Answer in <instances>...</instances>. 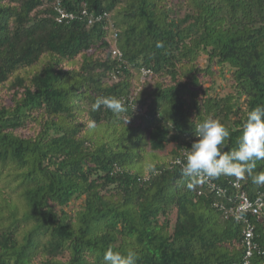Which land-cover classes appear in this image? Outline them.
<instances>
[{
	"label": "trees",
	"instance_id": "16d2710c",
	"mask_svg": "<svg viewBox=\"0 0 264 264\" xmlns=\"http://www.w3.org/2000/svg\"><path fill=\"white\" fill-rule=\"evenodd\" d=\"M57 1L0 0V264H104L109 247L138 264L241 263L246 224L206 183L189 190L175 160L209 116L235 149L247 112L264 105V0H60L76 14L63 22ZM215 64L232 73L225 95L204 87ZM97 97L126 110L93 112ZM171 144L145 174L147 154ZM235 180L213 181L234 193ZM249 218L264 248V217Z\"/></svg>",
	"mask_w": 264,
	"mask_h": 264
},
{
	"label": "clouds",
	"instance_id": "9594fccd",
	"mask_svg": "<svg viewBox=\"0 0 264 264\" xmlns=\"http://www.w3.org/2000/svg\"><path fill=\"white\" fill-rule=\"evenodd\" d=\"M162 46V42L158 41L157 47ZM90 107L93 112L103 107L117 116L126 110L115 97H97ZM86 127L95 129L96 122L89 119ZM194 135L196 139L188 148L181 168V175L188 178L186 187L189 190L222 176L237 180L250 178L254 185L264 187V171H255L257 162L264 161V105L247 112L242 134L236 148L231 151H225V141L230 131L217 118L209 116L197 123ZM103 260L104 264H138V255L133 250L122 253L109 247L104 252Z\"/></svg>",
	"mask_w": 264,
	"mask_h": 264
},
{
	"label": "built area",
	"instance_id": "2783aa9c",
	"mask_svg": "<svg viewBox=\"0 0 264 264\" xmlns=\"http://www.w3.org/2000/svg\"><path fill=\"white\" fill-rule=\"evenodd\" d=\"M55 10L57 12V21L63 22L66 20H72L76 17V14L72 11L65 9L61 1H57L55 5ZM86 13V10H83ZM107 12L99 14H89L88 22L93 24L96 21H101L104 17H107ZM106 37L110 43V49L113 56H121V51L117 46V31L107 30ZM144 74H147L149 70L142 69ZM188 150H183L182 154L178 156L175 160L176 163L182 164ZM207 184L211 190L216 191L217 195L222 198L216 202V206L220 209H224L225 213H230L234 217L244 221L246 224L243 229L242 242L245 247V254L243 261L239 264H252V258L255 254L263 255L264 248L262 247L260 241L258 240V235L256 232V225L250 220L249 215L263 216L264 217V187H260L255 191L253 195H250L246 189L242 187V183L239 180L230 181L232 188L236 191L234 193H228L227 188L221 187L216 184L215 181L204 182ZM223 199L226 200L229 207H226Z\"/></svg>",
	"mask_w": 264,
	"mask_h": 264
},
{
	"label": "rangeland",
	"instance_id": "374dc122",
	"mask_svg": "<svg viewBox=\"0 0 264 264\" xmlns=\"http://www.w3.org/2000/svg\"><path fill=\"white\" fill-rule=\"evenodd\" d=\"M198 64L199 66L206 68L207 62H206V55L202 54L198 58ZM202 77V74H200ZM204 80V87H210L212 86V91L213 89L217 92H219L221 95H225L226 93H229L233 91V77L232 73L229 70V68H225L224 70L221 69L220 65L215 64L214 65V74L211 76L209 75L208 77H202ZM170 147H173L171 144L166 151L163 152H157L154 156L153 153L149 152L147 154V158L145 160V165H144V173L147 174L150 170L151 167L154 165V160L157 159H162L163 157L165 159L167 158V153L170 149ZM83 207V199L82 198H76L74 199L70 205H68L65 209H67L72 216H76V214L82 209ZM174 216V215H173ZM35 264H42L39 259L35 262Z\"/></svg>",
	"mask_w": 264,
	"mask_h": 264
}]
</instances>
